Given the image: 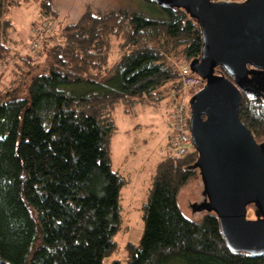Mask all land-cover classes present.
Here are the masks:
<instances>
[{
  "label": "trees",
  "instance_id": "1",
  "mask_svg": "<svg viewBox=\"0 0 264 264\" xmlns=\"http://www.w3.org/2000/svg\"><path fill=\"white\" fill-rule=\"evenodd\" d=\"M25 2L0 0V264H104L118 252L119 194L128 183L111 165L115 109L160 107L179 94L169 59L188 66L199 59V28L184 10L150 0L143 2L151 12L122 5L98 13L88 2L66 25L54 0H31L53 17L49 38L62 44L49 50L45 73L30 76L34 62L13 52L10 18ZM239 119L264 142L263 98H243ZM196 158L157 163L140 209L141 239L125 245L126 264H264L230 252L214 213L182 210L184 188L202 187L190 168Z\"/></svg>",
  "mask_w": 264,
  "mask_h": 264
},
{
  "label": "water",
  "instance_id": "2",
  "mask_svg": "<svg viewBox=\"0 0 264 264\" xmlns=\"http://www.w3.org/2000/svg\"><path fill=\"white\" fill-rule=\"evenodd\" d=\"M150 1L184 10L200 32V57L189 64L204 82L188 102L190 168L202 185L192 212L216 215L230 252L264 257V142L239 119L243 98L264 99V0Z\"/></svg>",
  "mask_w": 264,
  "mask_h": 264
},
{
  "label": "rangeland",
  "instance_id": "3",
  "mask_svg": "<svg viewBox=\"0 0 264 264\" xmlns=\"http://www.w3.org/2000/svg\"><path fill=\"white\" fill-rule=\"evenodd\" d=\"M54 2L62 15L58 21L63 25L76 21L85 9L84 5L88 2H90L91 10L94 12L105 11L122 5L126 7L138 6L142 7L141 10L152 11L143 0H54ZM86 7L90 8L88 5ZM39 13L37 3L31 2V0L13 8L10 12V18L15 28L13 35L15 37V49L13 48V52L19 56H28L33 60L34 71L30 76L41 72L45 73L47 65L51 62L49 50L62 44V40L59 41L56 37H50L46 42L49 46L48 51L43 50L44 52L40 53V49L34 50L30 47L31 27ZM169 60L175 69L184 64L172 58ZM13 61H17V58H13ZM7 77L5 82H12L8 72ZM171 97L170 95L163 101L160 107L139 105L125 111L123 106L118 105L115 109L114 120L117 133L111 145L112 167L113 170L118 169L128 179V183L119 194L121 229L114 237L118 244V252L110 260H104V264H109L115 260L119 264H126L125 245L127 243L137 245L141 239L143 231L141 205L150 191L151 176L155 174L157 163L167 156L165 149L169 125L168 114L171 109L168 99L171 100ZM201 189L199 183L194 181L185 187L180 194V204L187 216L192 215L191 205L200 201ZM252 218L253 213L248 211V219Z\"/></svg>",
  "mask_w": 264,
  "mask_h": 264
},
{
  "label": "built area",
  "instance_id": "4",
  "mask_svg": "<svg viewBox=\"0 0 264 264\" xmlns=\"http://www.w3.org/2000/svg\"><path fill=\"white\" fill-rule=\"evenodd\" d=\"M54 20L51 15L40 12L33 27L32 49H38L49 40L54 31ZM181 84V92L171 94V109L168 115L169 125L167 133L166 154L172 159H183L194 152L189 134L188 100L191 91H198L204 86V82L193 75L187 64H181L176 68Z\"/></svg>",
  "mask_w": 264,
  "mask_h": 264
},
{
  "label": "clouds",
  "instance_id": "5",
  "mask_svg": "<svg viewBox=\"0 0 264 264\" xmlns=\"http://www.w3.org/2000/svg\"><path fill=\"white\" fill-rule=\"evenodd\" d=\"M50 15V14H49ZM52 17V16H51ZM53 18V17H52ZM54 20V19H53ZM35 22H36V20H35ZM54 23H55V21H54ZM34 25H35V23H34ZM34 25L32 26V29H31V34H32V37H31V42H32V40H33V27H34ZM54 29H55V26H54ZM31 42H30V47H31ZM41 48V46L38 48V49H40ZM196 93V92H195ZM194 93V94H195ZM193 94V95H194ZM190 99V98H189ZM188 102H189V100H188ZM188 111H189V106H188ZM169 115V114H168ZM189 117H190V115H189ZM188 125H189V121H188ZM189 127V126H188ZM195 152V151H194Z\"/></svg>",
  "mask_w": 264,
  "mask_h": 264
},
{
  "label": "crops",
  "instance_id": "6",
  "mask_svg": "<svg viewBox=\"0 0 264 264\" xmlns=\"http://www.w3.org/2000/svg\"><path fill=\"white\" fill-rule=\"evenodd\" d=\"M32 28V27H31ZM32 37V34L30 33V38ZM168 101H170L169 99H168ZM168 104H169V102H168ZM167 133V132H166ZM111 165H112V154H111ZM113 168V167H112ZM116 172H119V170L118 169H116L115 170ZM120 173V172H119ZM121 174V173H120ZM121 175H123V174H121ZM124 176V175H123ZM153 176V175H152ZM151 176V177H152ZM125 177V176H124ZM126 178V177H125ZM127 179V178H126ZM128 180V179H127ZM121 191V190H120Z\"/></svg>",
  "mask_w": 264,
  "mask_h": 264
}]
</instances>
